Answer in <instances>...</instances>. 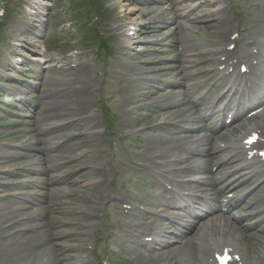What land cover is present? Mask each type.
Here are the masks:
<instances>
[{
  "label": "rangeland",
  "instance_id": "obj_1",
  "mask_svg": "<svg viewBox=\"0 0 264 264\" xmlns=\"http://www.w3.org/2000/svg\"><path fill=\"white\" fill-rule=\"evenodd\" d=\"M43 1L46 4L43 3ZM113 1L114 0H38L35 7L45 4V10L43 7V11H47V20L45 23H40L42 25L40 28L43 30V35L37 36L34 34L35 37L34 35H31L32 33H29L31 31L36 32L37 30V27L34 26L36 15L25 14V11L27 12L25 7H28L29 10H33V8L27 6V0H0V169L7 165H13L15 161L19 162V160L16 159L17 156L18 158L21 157L20 161H23L24 158H30L34 153V151H26L28 149H25L27 148L25 144H21L24 132H27L29 129L35 130V128L31 127L33 117L32 119L29 117L27 118L26 116L29 112L26 110L22 111L18 108L19 104L15 99H17L19 95L15 99L12 98L15 92L20 93L21 95L23 94L22 96H25L27 100H32L30 104H25L23 106L24 108H27V110L30 108V105L37 101L39 102L40 100V102L45 103L47 108H44L46 110L49 109L47 104L55 101L57 107L54 108V105H56L55 103L52 104L51 107L57 109L59 112L49 115L47 117L49 119L44 117L43 120V118H41L43 122L46 121V123H50L56 116L65 118L66 115L64 112H67L68 118L75 115L76 111L73 104L69 101L71 99L75 100V97H78L77 92H72L73 89L78 88L79 91L83 93L85 104L87 102L86 106L89 105L90 108L88 109L94 113L97 130L99 131L100 137L107 149L105 157L107 158L108 163L104 165V167L108 170L111 178V181L106 184L108 198L106 200L107 205L110 203L109 199L112 202L115 200V196L128 197L127 201L134 205L138 203L146 204V196L149 194L148 192L154 191L155 188L150 186L149 175L147 174V171H145L147 168L144 164L153 166V160L151 159L159 158L153 157L154 155L166 157L169 153L162 154L163 150H166L168 147L163 142H157L158 137L163 133V129L152 127L150 117L146 119L144 118L147 112L154 116L156 113L154 112V109L147 106V104L150 107L153 106L150 103L152 100L151 97L149 98V95L145 96L144 88L142 90L140 85L141 83H144V73L147 75L148 71L151 70H156L153 71V73L163 72V67L170 65L173 66L174 60L179 59V56L183 53H178L174 50L173 42L167 41L168 39L164 43L155 42L156 39H159L162 36L159 33L166 32L165 29H167L168 26L173 29L171 22L167 25L165 24L160 31L155 33L147 32L148 29L144 27L148 24L147 17L151 12L144 15V13L140 12V9H144V5H146L148 6L147 8H149V11L151 9L154 10V15L159 14L167 7L165 0H147L146 2H144V0H126L127 2L125 0H118L112 3ZM115 3L118 4L115 5ZM112 4L113 8L111 6ZM223 4L227 7L226 15L228 24L230 25H228V27L226 25V33L225 36L221 37L220 44L225 40H228V36L232 31L229 32L230 28H239L241 29V38H239L237 42L235 41V52L240 51V53H244L245 51L250 50L249 48L251 46L247 47L245 41L248 42L249 38L247 36L251 34L249 28H251L252 19L264 15V0H224ZM115 6H120V8L125 7L127 8V11L129 10L126 12L125 16L118 11L121 17L129 16L125 19L127 25L124 33L116 31L115 28H113V26H116V24H113L114 19H122L114 12V10H116V8H114ZM216 8L217 5H214L210 10H215ZM36 9L37 8H35L34 12ZM206 10L209 11V9ZM203 11L204 8L200 13ZM38 12L39 11H37V13ZM166 12L168 13L169 11L165 10L164 16L167 14ZM119 19L118 21H120ZM33 21L34 24H32ZM142 21H144V23ZM209 23H211V21ZM21 29H24V31L19 33ZM213 29L214 28H208V33H212L211 31ZM182 30L188 31L189 29L181 26L178 30L176 29L177 32H175V35H173L172 38V41L175 40L174 44L181 50L189 47V49L192 50L191 52H194L197 48L201 49L200 47L204 44L205 40L203 36L207 35V31L203 27H200V29L195 27L192 33L187 34L190 36L188 39L187 37H183L181 33ZM122 34L130 39L132 48L120 55L117 51V38L121 37ZM196 34H198V37ZM22 38H24V41L21 43L20 39ZM210 38L212 40H210L211 43L214 44L213 41L215 39L211 36ZM193 39L197 42H194ZM26 40H32V44L29 46L27 44L28 41ZM227 42H224L222 46L226 48ZM26 45L29 48L25 47ZM170 45H172L173 49ZM177 53L178 55L176 58ZM57 57L62 58L63 61L58 63L48 60V63H51V66L45 63V59H54ZM154 59L156 60L151 63V60ZM10 60L12 61V67L14 66V68L9 67V69H5V65L7 66L8 63L11 64ZM183 60V57L180 58V61ZM26 62H28L27 65L23 66L22 63L26 64ZM144 62L149 63L144 64ZM213 62V60L210 61V63ZM4 71L7 72V77H1V75H6ZM40 71L44 72L40 73ZM34 72L37 74L39 72L42 77L41 83H44L45 91L48 93V95L45 93V95H47L45 97H43L44 94H42V98H38V91L43 87H41L39 83V78L36 77V81L32 78ZM129 72L133 77H139V82L134 83L131 80L132 76ZM41 74H45L44 77ZM14 78H18L22 82H10V80ZM79 78H81V80ZM31 83H36V86H38L37 84L39 83L40 87L38 86L37 89H34L32 86L33 84ZM120 84L122 85L120 86ZM154 85L158 86L159 83H154ZM23 99L24 98L21 100ZM66 104L70 106L66 108ZM39 105H41V103ZM52 108L49 110L52 111ZM132 111L133 113L131 114ZM36 118L38 119L39 117L36 116ZM122 121L126 125L132 127L129 134L121 132L119 123ZM68 123L61 125V127L59 126L58 129L60 130L56 129L57 131H63L65 136L69 137L66 141L70 142V147L67 149L65 144H62L61 151L62 153L65 151V153H67L69 150V152L79 155L78 152L80 153L82 150L77 149L80 147L79 139L77 137H72V133L81 129L85 123L84 121H81V124L77 126ZM127 129L129 128L127 127ZM237 131L238 129L231 130L226 134L225 138L230 137L231 134H235ZM17 133L18 136L13 135ZM22 148L24 150H22ZM29 149L31 148L29 147ZM26 152L29 154L27 155ZM115 153L119 154L125 163L135 164L140 169L128 171L124 168H116L114 163ZM34 155L31 159L38 156L37 154L36 156ZM40 155L41 158H46L43 157L42 154ZM59 159L62 160V158H58V160ZM54 160L56 159L54 158ZM50 162L53 161L50 160ZM41 164L45 165V162ZM55 164L56 162L51 164L52 169L54 170L55 168L53 165ZM75 164L81 163L76 162ZM14 165L16 166L17 164ZM34 165L36 167L39 163ZM72 166H70V164L68 166H63L61 169L64 172H61L58 175L65 176V178L61 177L56 182L74 179L75 171L73 174L69 171ZM44 167L45 166H43V168ZM45 168L48 173V167L46 166ZM27 173L28 172L20 171L17 175L14 174L15 176L13 174H10L11 176L1 174L2 179L0 181H16L19 182V184L16 187H12L7 186L8 183L6 185L2 184L0 187V196L2 195L0 197V264H14L13 261L17 264H44L46 259H50V261L54 260V254L52 252L44 253L43 249L44 245L49 246L52 244L51 251L55 252L57 246V244L55 245L52 241V236L48 233L47 224H45L44 229L40 230L34 225L39 223L40 219H42L40 215L39 218L33 220L23 218L25 213L27 214L32 210L30 205L27 206L24 204L25 200L22 199L24 196L29 195L22 193V191L33 186L31 178L25 177L30 174ZM30 184H32V186ZM27 185H30V187ZM12 192L16 193V195L7 196V194ZM19 193L22 194L21 198L18 197ZM33 196L34 194L31 193L29 197ZM41 196L42 195L40 194H36L35 199L33 200L36 202L37 207L40 203L38 199H41ZM75 200L77 201L78 198ZM66 205L57 207L56 209L62 207L65 208ZM125 206H128V204H119L118 209L120 213H122L123 218L119 217L118 212L116 211L117 208L114 206L100 208V212L98 214L95 213L96 215H94V217L101 219L99 228L98 230L96 229L97 231L95 230L94 233L91 232L90 234V242H95V245L98 244L97 253H99V255H101L100 253H103L102 249L105 246V242L107 246L115 247L116 245L119 248L117 253L110 255L112 258L111 260L116 261L119 264L131 263L135 258H139L137 253L140 250L127 242L126 244L131 250L126 251V247L122 244L123 238H120L118 234L115 233V231H120L118 227L119 223L126 224L131 222L134 218L139 219V215L143 214L138 211V209H134L131 213L125 212L127 210L124 208ZM35 211H37V209ZM102 211L108 214L104 218H101ZM39 214L44 215V213L40 211ZM69 214L72 217H75V214L71 211ZM50 216L51 212H49L48 218ZM16 217L18 218V222L12 224L13 218ZM42 222H45V219H42ZM106 222H109V225L112 223V228L109 229L105 226ZM29 223L32 226V231H28L27 228L25 231L24 228L28 227ZM87 225V223L83 224L82 228ZM18 226L21 227L18 228ZM23 232L25 233L23 234ZM22 234H28L31 236L33 242H30L28 239H20ZM67 241L72 243L69 239H67ZM62 244L65 243L58 244L59 250L61 249L60 245ZM91 244L88 246H91ZM253 248L255 247L253 246ZM245 249L246 253H250L251 257H253L254 251H251L252 247L246 245ZM40 250L43 254L37 255ZM62 251L64 250L62 249ZM72 258H74V256ZM149 259L153 260L152 257L142 258V263L152 264V261ZM53 264H55V261H53ZM168 264H172V261H169Z\"/></svg>",
  "mask_w": 264,
  "mask_h": 264
},
{
  "label": "bare ground",
  "instance_id": "obj_2",
  "mask_svg": "<svg viewBox=\"0 0 264 264\" xmlns=\"http://www.w3.org/2000/svg\"><path fill=\"white\" fill-rule=\"evenodd\" d=\"M29 1L34 3V5H33L34 8H37L36 11L33 12L32 14L37 15V11L40 12L41 11L40 9L43 8V5L39 4L40 6L35 7L36 6L35 0H27V2H29ZM115 1H118V0H114L112 3H114ZM146 1L147 0H144V2H146ZM37 3H38V0H37ZM217 3L219 6L217 7L216 10L209 11V12H204V11L202 12V13H204L203 19L211 20V23H209L210 21H205L204 25H205V29L214 28L212 30V33L203 36L205 38L204 44H202L203 46L201 45V47H200L198 45L201 49L197 48L194 52H191L192 50L189 49V47L188 48L186 47L183 50L184 55H189L191 57L197 56L199 58L198 61H200V58H202L203 56L208 55L207 57H211L212 55H215L216 52H222L221 53L222 55H224L226 53L228 55H230V53H228L224 49H222L223 47H219V46L216 47L215 44L211 43L212 40L210 41V36H211L214 39L216 38L215 43L220 44L221 37L225 36V33H226L225 27H226V25H227V27L229 25L228 22L226 21V17H225L227 8L222 4V0H203V1H200L197 6L200 7L201 5H205L206 7H211ZM116 4H118V3H115V5ZM111 6L113 8V4ZM147 7L148 6L144 5V9H140V12L144 13V15L145 14L147 15V13L151 12L150 15L147 17L148 18V24H146V26H144L145 28L148 29L147 32H150V33L158 32V31H160V29L163 26H165V24L167 25L171 22V23H173L174 28L172 30L169 29L168 32H166V33L160 32L159 34L162 35L163 37L161 36L159 39H156L155 42L164 43L168 39L167 41L175 43V40L172 41L173 35H175V32H177L176 29L178 30V28L180 26L184 27V23H185V22H180L179 20L180 19H183L184 21H190V20H186V19H184L183 16L178 15V12H177L178 9H177L175 3H172V2H169L168 8L165 9V10L169 11L168 13L166 12L167 13V14H165L166 17L164 16L165 10H163L159 14L154 15L153 14V13H155L154 10L151 9L149 11L148 10L149 8H147ZM114 8H116V10H114V12L120 17H121V15L118 13V11H120L121 14H123V16H125L126 12L129 11V10L127 11L126 10L127 8H125V7L120 8V6L119 7L115 6ZM194 9L195 8L192 7V8H190L189 11L192 12ZM25 14L32 15L31 12H29V13L25 12ZM197 15H198V12H197ZM141 16H142V14H141ZM127 17H129V16L121 17L122 18L121 20L118 18L120 21H118V19L117 20L114 19L113 24H116V26H113V28H115L116 31L124 33V30H125L126 25H127L125 19ZM144 17H146V16H144ZM142 22L144 23V21H142ZM26 23H28V22H26ZM32 24H34V21L32 22ZM34 26L37 27L36 32L31 31L32 30L31 29L30 30L31 32L29 34H31V33H32L31 35L36 34L37 36L43 35V30L40 28V26H42V25L40 24L39 26H36L34 24ZM109 27H111V26H109ZM24 29H21L19 31V33H22L24 31ZM41 30H42V33H41ZM162 33H165V34H162ZM250 33H251L250 36L253 38L251 41V44L253 47L257 48V53L254 54L253 52H250V56H251V59L254 58V59L258 60L257 65L261 64V67H263V71H262L263 75L262 76L264 77V15H262L261 17H257V18L252 19ZM156 35H158V34H156ZM122 36H124V37H122ZM122 36L117 38V51L119 52L120 55L122 53H125V51L127 52L128 49L132 48L130 39L126 38V36L124 34H122ZM226 37H227V35H226ZM20 41L22 43V41H24V38L20 39ZM26 41L29 42V43L27 42V44L29 46H30V44H32V42H31L32 40H26ZM213 43H214V41H213ZM23 47H24V45H23ZM25 47H27V45ZM27 48H29V47H27ZM194 48H196V47H194ZM179 57L182 58L183 56L181 55ZM176 58H177V55H176ZM180 58L176 59L175 62H178V61L180 62ZM183 59H184V57H183ZM155 60L156 59L151 60V63L154 62ZM189 60H191V59H187L186 61H189ZM186 61H182L185 64V66H184V64L182 63V66H184V69L187 65H191V64L196 62V61L193 62L192 60L189 62H186ZM147 63H149V62H144V64H147ZM10 65H11L10 63H8L7 66L5 65V69H8L10 67ZM37 65H39V64H37ZM3 68H4V66H3ZM163 69H164V71L160 72V73H153V71H156V70L148 71L147 75H146V73H144V75H145L144 83H141V85H140V87H142V90L144 88V93L146 94L145 96L149 95V98L151 97L152 102L150 101V103L153 106L150 107L148 104H147V106L149 108L154 109L155 110L154 112L156 113V115L154 116L153 114L150 115V113L147 112L145 114L144 118L146 119V118L150 117L151 121H152V127L163 129V133L160 137H158L157 142H161V143L163 142L168 147L166 150L164 149L165 151L163 150L162 154L163 153H169L170 154V155L167 154L166 157H164V156L160 157L159 155H154L153 157H159V158H152L151 159V160H153V169L158 170V171L152 173L150 175V178H151V180L157 182L158 186H160L162 182L163 183H168V182L173 183L174 181L172 179V176L175 175L176 173L183 174L184 172H188L190 170L201 171V170L207 169V162L203 161V160H201L198 164H189L188 166L185 165V164H188L187 162H190L192 157H195V156H192V157L188 158V154H194V155H197L199 157L209 156L210 160H212L214 158V157H211L210 152H208L206 149H203L204 146H202V145L207 144L208 142L202 141L201 136L194 137V135H192L193 132H197V130L199 129V126L198 127L194 126L195 121L204 122L205 121L204 117L202 119H200L199 117L196 116V119H195L194 114L189 113V108L187 106L185 107L182 105L186 101V98L184 96L183 91L179 92V91H174L171 89L167 90L165 88V86L175 84V81L172 78H164V79H162V78L166 77V76H169V77L173 76L174 77L177 74H180L182 72V70H180L179 67L177 68L176 66L171 67V65L165 66V67H163ZM157 70H159V69H157ZM38 75H36V77L39 78V80H40L39 83H40L41 87H43L42 89H39V91H38V95H39L38 98L41 97L42 94H44L43 97H45L48 95V93L45 91L44 83H41L42 77L40 76V74H38ZM131 76H130L131 80L134 83L139 82L138 81L139 77H133L132 74H131ZM43 77H44V74H43ZM79 79L81 80V78H79ZM39 83L37 84L38 86H39ZM60 83H61V81H60ZM154 83H160L162 86L161 87L155 86ZM121 85L122 84H120V86ZM77 86H75V87H77ZM137 90H138V88H137ZM72 92L73 93L77 92V94H78L77 95L78 97H75V100L71 99L69 101L70 103L73 104V107L76 111L75 115L71 116L70 118H68L67 112H64V114L66 115L65 118H60V117L55 115L56 117L52 120V122H50V123L48 122L49 124L46 123V121L43 122V120H44V117L47 118L52 113L55 114L56 112H59L57 109H54L57 107L56 102L54 101V102H51L50 104L46 103L48 105L49 109L52 108L51 107L52 104H54V103L56 104V105H54L55 107L52 108L53 109L52 111H50L49 109H46L47 110L46 111L44 108V107H46L45 103L40 102L41 100L39 102L37 101L39 104L41 103V105L38 104L37 109H34L32 111V113H33V124L31 127L35 128V130L29 129V130H27V132H24V134L22 136V143L21 144H25V146L27 147L25 149H28L26 151H34L33 155L35 154L34 156H36V154H37L38 156H36V158H34V159H31V157L33 155L30 158H24L23 161H25V162L20 161L21 157L18 158V156H17L16 159H18L19 162H17V161L14 162V164H17L16 166L14 164L11 166L7 165L6 167L0 169V180L2 179L1 174H4L6 176H11L10 174H13V175L16 174L17 175L18 172H20V171L28 172L30 174L35 173L37 175H39V174L43 175L42 177L36 176L34 179L31 178V182L33 183V185L36 184L40 188H44L45 190L44 191L41 190L38 193L37 192H31V190H30L27 193L29 195L24 196L22 199H26L31 204H33L34 203L33 200L35 199V195L40 194L42 196H41V199H38V200L42 201L40 203H44V204L41 205L39 203L38 207L36 206L33 208H32V205H30V208L32 210L29 211V213H27V214L25 213V215H23V218H28L29 220H33V219L39 218V215H40L42 219H45V222H42V219H40V222L37 224H34V225H35V227L42 230V229H44L45 224H47L48 233L50 234V236H52V241L54 242V244L55 245L57 244V246L55 248V254H56L57 262L59 261L58 262L59 264H63L64 259L72 260L74 264H87L86 259L91 254V253H89L90 251H87V246L90 243V234H91V232H94L96 229L99 228V223L101 221L100 219L94 217V215H96L100 212V208H106L109 206L110 207L114 206L117 208L116 211L118 212L119 217L123 218L122 213H120V211L118 210L119 204L121 205L122 203L120 202L121 201L120 198H116L115 200H113V202L109 199L110 203L107 205L106 200L108 198H107V192H106V184L111 181L110 174L108 173V170L105 169V167H104V165H106L108 163L107 158L105 157V152L107 151V149L104 146V143H103L102 138L100 137L99 131L97 130L94 113L90 109H88V108H90L89 105L86 106L87 102L85 104V98L83 96V93L81 91H79L78 88L73 89ZM45 93L47 95H45ZM132 93H136V92H132ZM53 96H54V94H53ZM17 100H21V97H17ZM22 102L24 104H28V102L24 101V99ZM69 106L70 105L66 104L65 107L68 108ZM132 113H133V111L131 112V114ZM160 115H162V116H160ZM36 116H38L39 118L37 119ZM30 117L31 116H29V118ZM41 118H43V120H41ZM47 119H49V118H47ZM81 121H84V123H85L84 126L81 129H79L77 132L72 133V137H77L79 139L80 147L77 149L78 150L82 149L80 152L81 154L78 152L79 155H77V157H76L75 155L73 156L72 153L69 152V150H68L66 154H70V157L67 156L65 158V160H63V156H62L63 161H60V159H59L60 164L57 165V163H56L55 165H53L55 170H58V168H59L58 166H62L65 164H67L65 166H68L69 164H70V166L73 165L71 167V169H73V168L75 169L74 179H72V180L67 179L66 181H63V182H61V181L56 182L61 177L65 178V176L58 175L59 173L64 172L61 169L56 175H53V177H51V178L49 177V181H52V183H53V185H51L49 187L47 184L48 178L44 176V175L48 174L46 172V168H45L47 165L45 166L41 163L46 162L45 159H51V158H52L51 161L57 162L59 157L55 158L56 160H54V158L52 156H50V153H51V151L58 149V148H60V150L55 155L62 153V151H61V148H62L61 145L62 144H65V146L68 149L70 147V142H68L66 140H68L69 137L65 136L64 132L61 131V133H59V134H51V135L49 134L51 137L50 136H48V137L39 136V138H38V136H37L38 134H36L35 132H41V126H43V125L47 126V131L51 132V130H56L59 128V126L61 127V125H64L68 122L71 123V125H73V126H77V125L81 124ZM247 122H248V123H246L247 128H245L242 131V135L246 134L245 137L248 135V133L250 131H253L254 129H258V126H261V128L264 130V121H262V119L260 117H258V119H254V121H252V122L250 120ZM241 124H243V123H241ZM205 125H206V123L203 124V126L201 128L202 130L211 131L213 128H215V126H213L212 129H208V128H206ZM119 126L121 128V132H125V134H129L131 129H132V127L130 125H126L123 121L121 123H119ZM127 127L129 129H127ZM58 130H60V129H58ZM42 134L43 133H41V135ZM13 135L18 136V133L13 134ZM43 135H46V133H44ZM204 137H207V136H204ZM45 143H47V144H45ZM232 145H233V147H235V150L239 149L238 146H240V148L242 146V145H235L234 143H232ZM29 147L31 149H29ZM22 150H24V149L22 148ZM74 150H75V148H74ZM26 153H27V155L29 154L28 152H26ZM43 153H44V155H43ZM40 154H42V156L46 157V158H41ZM55 155H53V156H55ZM218 155L219 154H217V156ZM114 156H115V162L114 163H115L116 168L120 167V168H124L128 171H133L134 169H136V170L140 169L135 164L125 163L122 160V158L119 156V154L115 153ZM137 156H136V158H137ZM12 157H13V155H12ZM6 158H7V156H6ZM68 158H70V159H68ZM224 161H225V159H223L221 162V163H223L221 166L222 168L225 165H227V160L225 162ZM53 162H51V164ZM76 162H79L81 164H75ZM36 163H39V165H37L35 167L34 164H36ZM19 165H20V167H19ZM43 166H45V167L43 168ZM254 168H256V167H254ZM30 171H35V172H30ZM53 171H54V169H53ZM198 173H200V172H194V173H190V174H198ZM255 173H257V172H255V169H253L252 175H250L249 178L253 177L255 175ZM233 174L234 173H232L230 175H233ZM230 175H227V177H229ZM185 176H189V175L186 174V175L179 176V177H185ZM249 178L247 176H244V175H239L238 179H241V181L237 185H235V189L243 188V186L247 183ZM216 180H214L213 182H209V179H203V180H201V183L206 184L207 186H212L213 190L219 191L220 189L218 188V185H216V182H215ZM231 181L232 182L230 184H233V181H236V180L233 179ZM195 182L196 181H188L187 180L186 182L182 183L181 185L184 186V189L190 190L191 189L190 186ZM2 184L3 185L8 184L7 186L16 187L19 184V182H16V181L8 182L6 180H3V181H0V187L2 186ZM60 184H65L66 186L60 187ZM230 184H228V185H230ZM42 185H45V187ZM164 192L165 191L162 190L161 194H157V195H153V194L148 195L147 194V196H146L147 203L145 204V206L147 208L145 209L144 216L147 217V215H149L150 217H148V218L152 219L150 222H144V221H140L139 219L134 218L128 224H119V229L122 230V228H126V234L125 235L127 237H129L128 234L130 232L135 231L137 228H143L144 234L143 233H139V234L141 236H152L153 237L152 242H150V243L144 242L143 243L142 240H136L138 238L137 235L129 237V238L133 242L135 241V242L139 243L140 246H142V245L145 246L146 249L149 251L153 252L154 250H156L157 252H154V254H153L156 260H158L159 258L163 259V258L167 257V255H169V256L177 255L178 259L180 261L182 260V262H183L182 264H203L204 254H207V252H209V250H210L209 246H207V244H206V239L210 240L211 234H212V236L216 237L217 239H219V238L221 239V236L224 233L227 234L229 232L228 225L219 224L217 226V224L215 223V225L217 227H216V229H214L212 225H209V222L211 220H216L215 217H213L212 219H208L206 221H203V222H201L200 220H198L197 222L191 221L188 223L187 222H180V218L173 217L169 213L168 210H169V208H171L170 207L171 202H169L168 200H166L163 197ZM256 192H258V193L255 194L254 199H252L248 202L246 201V197L250 194V192L247 191V192H244L243 194H241V192L237 193V195H235L236 196V200H235L236 205L239 206V205L244 203L246 205V207L249 208L252 206L254 200H260V199L264 198V185L262 187L258 188ZM31 193L34 194L33 197H29ZM15 195H16V193H14V192L7 194V196H15ZM21 196L19 198H21ZM206 197H208L207 189H205L204 191H201V192L193 193L192 195H190L188 197V199H199V200H201L200 204L204 205V200ZM77 198H78V200L76 201L75 199H77ZM127 198L128 197H125L124 202L130 204V202L127 201ZM213 200L214 199H212V198H208V200H206V201L208 203L213 204L212 203ZM195 203H197V202H195ZM24 204L29 206L26 202H24ZM21 205H22V203H21ZM64 205H66L65 208L62 207L60 209H56L57 207H61ZM73 206H75V207H73ZM162 206L168 207L167 210L166 211H160L161 208H159V207H162ZM154 207L156 209H153ZM132 208H134L133 204L131 205V209ZM36 209H37V211H35ZM38 210L40 212H43L44 215L39 214ZM162 210H165V209H162ZM70 211L73 214H75V217H72L69 214ZM49 212H51L50 221L48 219ZM210 214H213V212H212L211 208L209 207L208 212H205L204 215L206 216V215H210ZM105 215L102 216V218H104ZM89 218H91V219H89ZM219 218H221V217H217V219H219ZM17 219H18L17 217L13 218L12 224H14L15 222H18ZM85 223H87L88 225L86 227L82 228L83 224H85ZM207 225H209V226H207ZM19 227H21V226H18V228ZM179 227L183 228L182 233L180 235L176 230H174L173 232L170 233L169 229H171V228L177 229ZM18 228H16V229H18ZM26 228L28 231H32L31 230L32 226L30 225V223L28 224V227L24 228L25 231H26ZM197 229H199V231L201 229H205L207 231V233L202 235L203 233L201 232L200 233L201 237L194 236V235L192 237H189L188 233L190 234L192 231H195ZM206 231H204V232H206ZM211 232H214V233H211ZM24 233L25 232H23V234ZM23 234L20 237V239L21 238L23 240L28 239L30 242H33V238L31 236H29L28 234L27 235H23ZM34 234H36V233H34ZM130 234L132 235V233H130ZM230 235H232V238H230ZM65 236H69V237H65ZM75 238H76V241H75ZM67 239L71 240L72 243H69V241H67ZM225 239H226L225 242L228 244V246H230V248H232L234 251H238L239 247L237 245H239V242L241 240L240 236H236L234 234L229 233V235L225 236ZM208 240H207V242H208ZM41 241H43V240H41ZM66 241H67V243H66ZM261 241L264 242V239H262ZM215 242L216 243H213L214 246L218 247V245H219V244H217L218 241L215 240ZM59 243L60 244L65 243V244L60 245L61 246L60 250L58 248ZM51 245L52 244H50L49 246H46V245L43 246L44 253L45 252H53V251H51ZM259 246H260L261 252H263V254L260 255V257H261L260 263L264 264V244L262 243ZM62 249L64 251H62ZM39 254H43L41 252V250L38 251L37 255H39ZM73 256H74V258H72ZM11 261H13V260H11ZM53 261L54 260L50 261V259H46L45 260L46 263L44 262V264H53ZM174 261H176V259ZM13 263L17 264L14 261H13ZM255 263H257V258H255ZM163 264H165V262H163Z\"/></svg>",
  "mask_w": 264,
  "mask_h": 264
}]
</instances>
